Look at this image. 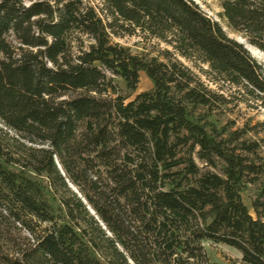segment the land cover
I'll return each mask as SVG.
<instances>
[{"label": "trees", "instance_id": "trees-1", "mask_svg": "<svg viewBox=\"0 0 264 264\" xmlns=\"http://www.w3.org/2000/svg\"><path fill=\"white\" fill-rule=\"evenodd\" d=\"M214 1L264 54V0ZM239 106L264 69L191 0H0V264H264V140L210 121Z\"/></svg>", "mask_w": 264, "mask_h": 264}, {"label": "rangeland", "instance_id": "rangeland-1", "mask_svg": "<svg viewBox=\"0 0 264 264\" xmlns=\"http://www.w3.org/2000/svg\"><path fill=\"white\" fill-rule=\"evenodd\" d=\"M193 3L198 5V7L214 22H217L222 28L223 31L228 35L229 38L233 39L247 49L251 48L246 44V42L241 39V37L225 27V25L217 18L219 9L217 3L214 0H191ZM117 42L127 48L134 55H139L142 53H147L152 50L153 44H147L142 42L139 38L136 37H125ZM254 49V48H252ZM248 50V49H247ZM256 50V49H255ZM257 51V50H256ZM251 54V53H250ZM249 54V55H250ZM252 56V54L250 55ZM255 61L261 65L264 69V54L257 51L256 56H252ZM114 83L118 86L122 95H125L124 85L119 80H114ZM151 89L150 82L145 78L143 74L139 76V82L137 85L136 92L128 99L131 101L137 94L149 91ZM210 121L218 128L232 122L233 129L241 128L243 125L247 124L248 127H254V130L248 138L251 140H264V112L261 110L252 111L239 106L234 109H229V111L222 116H213ZM259 192L257 185H248L244 186L241 191V200L244 206L247 208L249 215L254 218V214L250 208L251 201L256 197ZM15 238L17 236L15 235ZM205 253L209 259L210 263L213 264H237L241 260V256L238 252L233 249H230L225 246L212 245L209 243L203 244Z\"/></svg>", "mask_w": 264, "mask_h": 264}, {"label": "bare ground", "instance_id": "bare-ground-1", "mask_svg": "<svg viewBox=\"0 0 264 264\" xmlns=\"http://www.w3.org/2000/svg\"><path fill=\"white\" fill-rule=\"evenodd\" d=\"M248 51L252 54V56H256L257 51L255 49L247 47Z\"/></svg>", "mask_w": 264, "mask_h": 264}, {"label": "water", "instance_id": "water-1", "mask_svg": "<svg viewBox=\"0 0 264 264\" xmlns=\"http://www.w3.org/2000/svg\"><path fill=\"white\" fill-rule=\"evenodd\" d=\"M238 43V42H237ZM239 44H241L242 45V43H239ZM246 49V48H245ZM247 50V49H246ZM247 52L250 54V52L247 50ZM251 55V54H250ZM252 57V56H251Z\"/></svg>", "mask_w": 264, "mask_h": 264}]
</instances>
